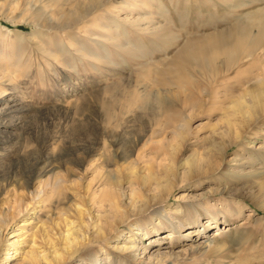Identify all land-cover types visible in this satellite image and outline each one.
<instances>
[{
	"label": "rangeland",
	"instance_id": "obj_1",
	"mask_svg": "<svg viewBox=\"0 0 264 264\" xmlns=\"http://www.w3.org/2000/svg\"><path fill=\"white\" fill-rule=\"evenodd\" d=\"M57 1H31V9L28 0H0V213L11 216L17 195L27 204L4 229L0 258L17 225L50 224L73 202L68 190L62 200L48 193L35 204L32 191L45 181L74 182L85 195L98 171L113 178L119 170L126 179L131 166L138 172L131 182L154 184L190 160L183 186L120 226L125 233L159 210L164 217L157 232L138 239L143 260L127 264H146L157 251L169 255L161 264H264V112L248 120L242 103L233 106L241 95L251 105L246 88L262 90L264 101V47L224 68L222 58L211 70L191 64L195 87L160 84L185 44L246 27L255 33L264 0ZM73 12L82 19L72 21ZM60 13L69 24L45 26ZM163 97L167 109L158 103ZM177 204L183 225L172 234L165 218L178 220ZM236 204L235 217L226 209ZM195 212L197 230L185 236ZM157 224L153 217L141 225ZM24 227L23 247L33 225Z\"/></svg>",
	"mask_w": 264,
	"mask_h": 264
},
{
	"label": "bare ground",
	"instance_id": "obj_2",
	"mask_svg": "<svg viewBox=\"0 0 264 264\" xmlns=\"http://www.w3.org/2000/svg\"><path fill=\"white\" fill-rule=\"evenodd\" d=\"M28 1L30 4L31 1L40 0ZM58 1L67 2L71 0ZM92 1L96 0H87V2L90 3ZM254 1L256 2L257 0ZM244 3L247 5L249 2L245 1ZM30 5V8L33 9V4ZM84 11L86 13V10ZM76 13L77 12H73L70 14L71 16H75L74 20H72L74 22H78L82 19V16ZM63 17L64 15L60 13L57 20L52 17L51 20L48 18V23L44 25L49 26L48 24L51 25L52 23L53 25H63V23L69 24L70 21L65 22L67 18L63 19ZM257 18H259V20L257 22L255 21L257 23V30L255 33L250 32V29L246 27L236 29L229 33H217L205 37L203 40L192 41L185 44L171 61L173 64L171 77L169 79H162L160 84L168 83L169 81L170 84H175L179 87H195L196 81L193 79V76L190 75L191 73H188L191 64L200 66L202 69L211 70L215 60L217 58H222L224 68L226 65L234 61H239L242 53L247 54L248 52L251 54L254 50L263 48L264 19L261 15ZM244 92L248 94L250 97L249 99L252 100L251 105L248 104V101H241L243 98V95H241L236 98L233 106L238 108L237 106H240L239 104L242 103L240 111L244 114L243 116L250 120L254 116V111H256V109L261 110L260 115L264 112V103H262L264 102L262 95L263 91H259V89L254 91L253 88H246ZM158 103L161 104L164 109L169 108V104L164 97L160 99ZM256 117L254 119H256ZM241 135L242 133L238 134L239 137ZM189 161L190 160L186 161L189 165L179 173H176L175 169L174 171L172 170L173 178H175V181L176 179L179 181L178 185L175 184L173 178L161 182L159 181V176L158 178L157 176L155 177L156 181L154 184L153 182H148L146 178L138 185L135 181L131 182L132 177H136L138 173L137 170L131 166L128 168V177H126V179L120 176L119 170H117L118 172L116 171L118 175L116 176L115 174L114 176L116 177L113 178H109L106 175L101 174L99 171H96L97 173L94 178L84 185L85 195H81L76 190V183L74 182L68 184L63 179H55L53 182L45 181L40 189L32 191L31 198L35 199L36 197L34 200L35 204L42 203L48 193L57 195L58 199L62 200V197L65 198L66 191L68 190L70 191L73 202L68 206H64L58 219L56 221L53 220L50 224L46 222L32 224V222L29 221L17 225L11 236L7 239L8 243L6 245V252H1V264H8L11 259L16 257L20 259L21 264H82L84 262H86V264H110L111 261H114L113 263L115 264H119L120 262H125L127 264L130 260H143L145 250H142L139 247L138 239L148 236L149 232H157L159 226L162 227L163 223L161 222V218L164 217L160 210L151 215V217L145 219L142 223H139L140 221L136 222L134 227L130 226L129 231L125 233L120 230V226L127 222L129 225L132 224L130 222V217L133 215L138 216L140 212L145 211L150 206L151 200H164L171 195L177 186H183L184 181H186L187 177L191 175L192 163H189ZM180 163L182 164V162ZM171 168L172 163L169 166V170H171ZM26 177L27 182L25 183L28 184V180L31 177L30 171L26 173ZM124 180L126 181L124 182ZM26 184L23 185V187L27 186ZM96 184L97 186L100 184L102 185V187L100 186L101 189L98 191L96 189L97 187H95ZM152 188L155 189L151 194L153 198L148 200ZM143 190L148 191L144 193ZM181 198L184 199V196ZM14 201L16 205L14 206V210L10 217L8 214L0 213V243L2 241V233L8 226V222L14 221L26 211L27 204L22 197L17 195L14 197ZM183 204L185 206L190 205L188 201H185ZM241 208L242 206L240 204H236L233 210H231V208L226 210L230 214L235 210L237 212L235 214L236 217L240 213ZM174 215L176 219L183 216L182 204L176 205ZM153 217L157 220L158 226L154 225L149 230H147L146 227H142L141 224L146 221H151ZM165 219L168 222V227H170L172 234L180 233V229L183 225L181 220L178 219L177 221H173L168 218ZM197 219L198 213L195 212L191 217L190 222L194 225L189 227L185 236L196 232L197 226L195 223H197ZM21 221H26V219H22ZM27 225H33V229H31L33 231L29 234L30 241L28 245L23 247L22 243H24L23 239L25 238V234L28 235L27 231L24 230L26 228L24 226ZM23 235L24 237H21ZM38 237L39 241L36 240ZM145 239L152 242L150 240L152 237H146ZM155 242H157V240H155ZM170 242H172V240H170ZM198 247L199 244L196 246L190 245L184 250V253L186 254L188 251ZM140 249L142 250L141 252H139ZM167 256L169 257V255L159 251L152 252L146 257V264H161L162 260L168 258Z\"/></svg>",
	"mask_w": 264,
	"mask_h": 264
},
{
	"label": "clouds",
	"instance_id": "obj_3",
	"mask_svg": "<svg viewBox=\"0 0 264 264\" xmlns=\"http://www.w3.org/2000/svg\"><path fill=\"white\" fill-rule=\"evenodd\" d=\"M35 147H36L35 144H31V145L29 146V150L32 149V148H35Z\"/></svg>",
	"mask_w": 264,
	"mask_h": 264
}]
</instances>
